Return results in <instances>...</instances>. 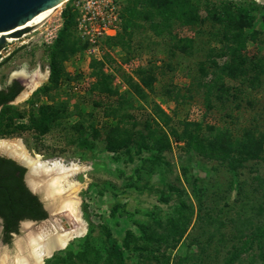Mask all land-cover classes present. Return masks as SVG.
Here are the masks:
<instances>
[{
    "label": "rangeland",
    "instance_id": "rangeland-1",
    "mask_svg": "<svg viewBox=\"0 0 264 264\" xmlns=\"http://www.w3.org/2000/svg\"><path fill=\"white\" fill-rule=\"evenodd\" d=\"M130 1L67 0L41 24L29 27V31L24 29V34L17 36L14 29L6 35L0 61L11 58L0 66V88L11 80H19L23 90L7 107L0 123V141L20 138L31 154L86 166L73 176L81 185L78 195L87 223L86 234L72 239L67 248L56 250L45 263L51 259V264H65L56 259L68 251H82L87 242L99 248L105 260L112 248L111 233L113 240L123 247L127 264H177L180 259L183 264H222L232 245L229 241L232 220L253 213V208L264 199L262 193L254 189L257 184L253 180L256 174L264 178V162L247 160V155L234 151L233 155L240 160L246 157L245 165L234 168L226 162L201 156L174 137H171V146L164 151L138 150L134 145L129 149L111 150L106 126L114 125L116 120L103 116V106L96 102L106 101L107 97L93 91L92 87L101 80L96 72L100 67L104 72L102 76H108L110 86L120 98L132 97L136 107L131 113L141 122L132 129L134 134L138 129L144 131L146 119L157 126L150 109L158 103L173 117L174 125L181 126L180 120L201 122L204 128L217 125L230 131L233 138L254 130L259 143L264 144V133L259 134L264 131V0L197 2L204 8L205 15L206 7L249 10L251 24L246 30L263 32L259 40L247 41L244 49L247 70L232 71L229 77L222 73L230 84L228 88L241 93V99L213 98L210 106L205 87L199 84L221 76L223 63L230 59L228 55L219 54L222 43L215 32L218 29L222 32L225 27L234 31L236 27L212 22L207 26L175 24L172 33L183 39L179 43L170 34H155L143 12L137 21L144 26L131 29V41L126 39L122 45V14ZM66 10L71 20L58 44L56 40L66 24L63 16ZM92 12L94 18H89ZM185 39L190 40L187 48ZM53 53L58 55L64 74L58 83L50 78ZM207 63L212 67L203 69L202 65ZM256 64H260V71L252 70ZM140 76L149 86H142ZM252 78L259 84L254 85ZM139 86L145 91L142 100L132 95ZM178 94L180 99H172ZM43 104L59 105L64 113L61 123L46 133L29 128L31 115ZM91 111L99 133L87 130L91 119L78 117ZM16 112L19 115L16 116ZM11 115L13 117L8 118ZM133 138L138 139V135ZM243 141L238 140L239 147ZM5 150L1 149L0 155L14 158ZM43 203L48 206L49 201ZM48 220L51 221L49 211L46 220L21 222L10 243H5L0 219V258L7 255L6 264H14L19 254L18 240L28 233L23 225L31 222L38 227ZM169 220L171 224L182 225V230L187 227L175 248L161 237L159 242L146 241V227L154 228L160 222L167 225ZM131 233L134 234L132 245L126 248ZM171 239L168 237V241ZM134 244L140 249H135ZM75 263L82 264L79 260Z\"/></svg>",
    "mask_w": 264,
    "mask_h": 264
},
{
    "label": "trees",
    "instance_id": "trees-1",
    "mask_svg": "<svg viewBox=\"0 0 264 264\" xmlns=\"http://www.w3.org/2000/svg\"><path fill=\"white\" fill-rule=\"evenodd\" d=\"M198 1L131 0L124 8L122 14L123 30L122 34H120L121 43L124 45L126 39L131 41V29L144 26H141L137 21V18L143 12L145 13V21L149 23V27L155 34H170L179 43L183 39L177 38L172 33L175 24L180 23L181 26H207L209 22H212L224 25V27L227 24L234 25L236 27L234 31H228L225 27L222 32H220V29L215 32L216 36H220L219 42L222 43V47L220 50L215 48L214 50H219V54L221 55L230 56L229 61H225L221 67V76L202 81L199 86L205 87L208 106H210L213 98L235 101L237 98H240L239 95L241 93L232 92L231 88H228L230 84L226 83V78L222 76V73L228 76L232 75V71L239 73L247 70V62L244 57L247 41L252 39L259 40L263 32L257 29L246 30L251 24L249 10H235L232 8L231 10L229 8L210 9L206 7L205 11L207 14L205 15L202 12L204 8L197 3ZM63 16L66 24L56 40L58 44L63 39L64 32L67 30L71 20L68 10L65 11ZM26 31H29V28ZM26 31L17 32V36ZM185 40L188 43L184 47L187 48L190 46V40ZM4 47V44H0V51ZM10 58L0 61V66ZM57 60L58 55L56 53L51 54L50 78L53 83H58L59 79L64 75ZM209 67H212L210 63L209 65L208 63L207 65H202L203 69ZM260 68V64H256L252 70L260 71ZM96 72L101 80L93 85L92 90L107 97L106 101L102 99V102L96 103L99 106H103L104 117H111L116 120L114 125L106 126V130L109 131L108 147L111 150L117 151L123 147L129 149V147L132 148L134 145L138 150L155 148L164 151L171 146V137H174L176 141H184L185 145L196 150L201 156L226 162L234 168L245 165L244 161H246L245 156L240 160L237 156L233 155L234 151L247 155V160L259 159L264 162V144L259 143L254 130L243 133V136L240 138H233L230 131L220 129L217 125L206 126L204 128L201 122L194 120H180L181 126H177L173 124V117L158 103H154L150 109V114L153 115L157 126L150 119H146L143 123L145 132L138 129L137 134L132 133V129L141 123L137 118V120L134 119V114L131 113L132 109L136 107L135 101L132 97L120 98V95L118 96L117 92L110 86L108 76L103 77L104 72L100 71V67L97 68ZM252 79L254 85L259 84L256 78ZM141 83L142 86H149L145 78H141ZM131 85L133 84L131 83ZM233 88L239 90L237 89L238 87ZM22 89L23 85L18 80H15L10 86L0 88V109H2L0 123H2L5 113H7V107H10L11 102ZM144 92L139 86L138 90L132 95L136 97L134 99H141V97H145ZM179 96V94L174 95L172 99H180ZM74 114L78 116L77 113L74 112ZM17 115H19L18 112H16ZM63 116V110L60 109L59 105L43 104L39 107L37 113L33 112L31 115L29 128L46 133L59 125ZM94 116L93 111H91L89 114L81 113L78 117L84 118L87 121L91 119L90 127L87 130H94L99 133L100 129L95 125L96 118ZM12 117V115L8 116V118ZM263 133L264 131H260L259 134L262 135ZM134 135H138V139H134ZM239 139L244 140L242 147L238 145ZM25 172L26 168L16 160L0 155V217L3 219V240L5 243H10L13 233L19 231L22 220H43L48 218V211L43 201L39 195L29 189L24 181ZM253 180L257 184L254 189L256 191L259 190L264 197V178L256 174ZM232 223L233 228L229 239L232 245L226 252L222 264H264V199L253 208V213L234 218ZM153 227H146V241L159 242L162 240L167 242L169 246L173 245L174 248L182 241L187 231V227L182 230V225L171 224L170 220L167 225L160 222L158 226L155 225ZM133 236L134 234L131 233L127 239L126 248H131L132 243L130 241L133 239ZM159 237H161V240H159ZM168 237L172 239L168 241ZM109 238L112 248L105 260H103V253L100 252V249L90 242H87L82 251H68L65 256H60L56 260L65 264H77L75 263L76 260H79L82 264H127L123 247L113 240L111 233H109ZM134 248L140 249V246L134 244ZM51 262L52 260L50 259L45 264H51ZM164 264H169V262ZM177 264H183V261L180 259V262Z\"/></svg>",
    "mask_w": 264,
    "mask_h": 264
},
{
    "label": "bare ground",
    "instance_id": "bare-ground-1",
    "mask_svg": "<svg viewBox=\"0 0 264 264\" xmlns=\"http://www.w3.org/2000/svg\"><path fill=\"white\" fill-rule=\"evenodd\" d=\"M65 1L67 0H59L56 5L45 8L31 21L16 29L41 24ZM11 32L13 31L0 32V37L8 36ZM1 149H6L5 151L10 155L20 157L31 167L28 181L32 187L39 186L43 190L44 197L49 201L47 207L51 212L60 210L66 219L70 217L67 228L49 220L38 227L31 222L23 225L28 233L18 240L19 254L15 257L14 264H45L46 259L53 252L60 248L64 249L72 239L86 234L87 223L82 214L81 198L78 195L81 185L73 178L75 173L86 169V166L74 161L67 162L61 158L47 159L38 153L31 154L20 138L1 140ZM8 260L9 257L3 255L0 264H6Z\"/></svg>",
    "mask_w": 264,
    "mask_h": 264
},
{
    "label": "water",
    "instance_id": "water-1",
    "mask_svg": "<svg viewBox=\"0 0 264 264\" xmlns=\"http://www.w3.org/2000/svg\"><path fill=\"white\" fill-rule=\"evenodd\" d=\"M58 1L59 0H0V32L12 31L18 26L26 24V22L31 21L39 12H41L45 8L56 5ZM29 27L31 26H25L14 31L15 33H17ZM5 41L6 36L0 37V44H5ZM13 159L26 168L24 181L29 189L33 193L41 196L40 198L43 202H47L46 198L44 197L45 194L43 190L39 186L32 187L28 181V176L31 173V167L27 165L26 161L21 159L20 157L14 156ZM45 208L47 211H49V218L52 222H55V224L57 223L58 225L62 224L64 228L69 227L68 220L70 219V217L66 219V216L63 214V212H51L50 208H48L47 206H45ZM0 219L3 222V219L1 217ZM24 221L35 222L39 220L25 219L21 222ZM58 229H60V227ZM60 250H62V248H60ZM54 253L55 252H53L50 257H52Z\"/></svg>",
    "mask_w": 264,
    "mask_h": 264
},
{
    "label": "built area",
    "instance_id": "built-area-1",
    "mask_svg": "<svg viewBox=\"0 0 264 264\" xmlns=\"http://www.w3.org/2000/svg\"><path fill=\"white\" fill-rule=\"evenodd\" d=\"M93 14H95L94 12H92V14H90L89 18H94V16H92ZM106 29V27H105ZM98 32L101 33L102 31L100 30V28H98ZM24 34V33H23ZM19 38V37H18ZM1 54V51H0Z\"/></svg>",
    "mask_w": 264,
    "mask_h": 264
},
{
    "label": "flooded vegetation",
    "instance_id": "flooded-vegetation-1",
    "mask_svg": "<svg viewBox=\"0 0 264 264\" xmlns=\"http://www.w3.org/2000/svg\"><path fill=\"white\" fill-rule=\"evenodd\" d=\"M16 34H17V33H16ZM14 81H15V80H11L6 86H8V85H9V86L12 85V84L14 83ZM18 81H19V80H18ZM21 84H22V83H21ZM22 85H23V84H22ZM22 90H23V89H22ZM21 92H22V91H21ZM21 92H20V93H21ZM20 93H19V94H20ZM19 94H18V95H19ZM16 98H17V97H16ZM16 98H15V99H16ZM15 99H14L13 101H15Z\"/></svg>",
    "mask_w": 264,
    "mask_h": 264
}]
</instances>
